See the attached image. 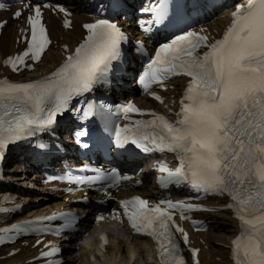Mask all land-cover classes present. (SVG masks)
<instances>
[{"label": "snow or ice", "instance_id": "1", "mask_svg": "<svg viewBox=\"0 0 264 264\" xmlns=\"http://www.w3.org/2000/svg\"><path fill=\"white\" fill-rule=\"evenodd\" d=\"M166 8L162 5L158 12L163 14ZM232 15L223 38L210 45L207 36L191 31L162 45L142 77L146 88L170 75L184 73L192 78L187 102H181L180 119L173 123L154 114L152 120L126 125L117 136L123 134L124 143L131 140L144 152H178L180 167L173 171L160 166L167 179L190 180L197 192L228 193L234 201L228 206L235 207L241 221L240 234L232 241L236 264H264V0H249ZM27 19L30 44L22 55L8 58L13 69L29 54L39 60L50 43L39 5ZM65 23L70 25V21ZM85 27L84 42L50 76L33 83L0 80V158L8 143L52 125L74 95L91 90L98 82H108L112 62L121 57L125 34L109 20ZM201 45L209 48L202 56L197 52ZM94 107L89 104L85 117ZM123 111L127 115L142 110L129 103ZM121 203L132 228L157 241L160 264H186L173 238V225L185 242L188 235L176 225L170 209L180 208L183 215L184 209L195 205L165 200L150 207L140 197Z\"/></svg>", "mask_w": 264, "mask_h": 264}, {"label": "bare ground", "instance_id": "2", "mask_svg": "<svg viewBox=\"0 0 264 264\" xmlns=\"http://www.w3.org/2000/svg\"><path fill=\"white\" fill-rule=\"evenodd\" d=\"M83 3L77 0H72V4L69 5L74 11L73 16V29L65 30L61 26V17L53 15L47 12L46 20L48 22L50 33L52 38L57 40L45 54L42 61L36 65V69L31 72L28 76L45 75L51 72L58 64L64 59V54L67 52L63 49L64 45H69L71 51L73 46L83 36L84 31L82 30V23L88 18L86 13L79 12ZM230 10H224L217 15L213 20L206 23L209 30L213 33L221 31L227 23H229ZM9 16L7 13H3L1 18ZM131 23V27H133ZM19 36L18 28L16 23L10 19L6 27L3 29L1 41H0V75L2 72L8 73V69L3 67V60L6 55L12 54L15 51L24 47L21 43H17L16 39ZM18 45V47H17ZM70 51V52H71ZM18 78L20 76H14ZM134 85L135 81H131ZM174 88L169 89L163 93L165 97L164 104H157L154 101L149 100L147 97L138 95L134 99L140 104H151L156 107L167 111L169 108H175L178 100L181 96V90L185 86V79H178L174 82ZM168 105V108H165ZM14 167V166H13ZM7 168V177L14 179L15 171H19V167ZM147 168V165H144ZM19 181H23V184H27L34 178L24 177V173L20 174ZM36 178L41 177L35 175ZM24 187V186H23ZM18 192L17 188L13 185L7 187L5 201L15 200L16 202H25L26 204L40 200V204L34 205L29 210L28 215L35 213L50 212L54 208L64 206L69 208L70 200L67 201L65 195L62 193H55L51 196L45 188L41 191H34L27 194V190L21 194L22 196H15ZM57 195V196H56ZM51 200V201H50ZM226 200L217 199L212 201V205L217 207H223L226 205ZM27 216V215H24ZM203 217L207 218L213 224V230L201 233L199 236L193 234L192 238L195 240V245L202 247L199 254L200 264H229L230 263V241L239 231L238 222L232 217V212L229 209H223L217 212H206L202 214ZM94 216H88L82 223L81 228H89L94 226ZM200 239L203 241H200ZM63 246L62 256L65 259L64 264H131V249H134L136 255V261L132 264H156L157 260L153 251V244L149 239H131L129 234L122 231H116L112 234L111 243L105 248H100L99 241L96 236L89 231L87 237L82 235L74 234L70 235L67 241H62ZM21 248V250L11 256L6 255L11 248ZM11 248H0V256L5 255V258L0 259V264H30L27 263L28 259L33 257L38 248H33L31 245L22 246L20 243L16 244ZM78 254V255H77Z\"/></svg>", "mask_w": 264, "mask_h": 264}, {"label": "rangeland", "instance_id": "3", "mask_svg": "<svg viewBox=\"0 0 264 264\" xmlns=\"http://www.w3.org/2000/svg\"><path fill=\"white\" fill-rule=\"evenodd\" d=\"M18 175H20V173L16 174V177H15V181H19V177H17ZM51 201V200H50ZM36 203H40V200H37L35 201ZM86 237V236H85ZM78 255V254H77Z\"/></svg>", "mask_w": 264, "mask_h": 264}]
</instances>
